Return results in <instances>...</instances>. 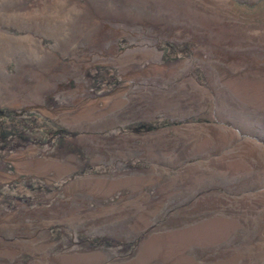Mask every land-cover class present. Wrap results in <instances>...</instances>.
I'll use <instances>...</instances> for the list:
<instances>
[{"label": "rangeland", "instance_id": "374dc122", "mask_svg": "<svg viewBox=\"0 0 264 264\" xmlns=\"http://www.w3.org/2000/svg\"><path fill=\"white\" fill-rule=\"evenodd\" d=\"M0 264H264V0H0Z\"/></svg>", "mask_w": 264, "mask_h": 264}, {"label": "bare ground", "instance_id": "6f19581e", "mask_svg": "<svg viewBox=\"0 0 264 264\" xmlns=\"http://www.w3.org/2000/svg\"><path fill=\"white\" fill-rule=\"evenodd\" d=\"M143 33H144V35H146L147 34V31L146 30H143ZM167 37H169L170 39H175V40H177V39L180 38V37H175V36H167ZM159 38H161V36L158 33H155L154 37L152 39H149V41L155 42ZM155 64H156V58H155L154 53L151 51L149 54L146 55L145 60H143V61L142 60H139L138 62H135V63L134 62H129L128 67H129V69H133L134 71H139L135 75V77L136 76L137 77H143V76H147V77L149 76L150 77L151 75L155 76L157 74V72H159V70H160ZM49 70H50V68H49ZM51 73L52 72H49L50 75L53 74V73L52 74ZM41 75H43V74H41ZM50 75H49L50 78H48V79L46 78L45 80L41 81L39 85H33L31 87L27 86V87L31 88L29 91L27 90L28 88L26 89V87H25V89L28 91L27 94H25L26 96H28V97L25 98V101L26 102L29 101L30 103L35 104V103L39 102V99H41L46 94H54L55 95L56 93H59L61 91V89H62V87H61V80L59 78H52ZM52 76H54V74ZM55 76H57V75H55ZM143 81H144V79H143ZM11 83L14 84L16 82H14V83L11 82ZM12 84L10 86L9 85L8 86L5 85L6 86L5 87L6 88L5 91H9L8 88L11 87V90H10V92L8 94L9 96H5V98L7 97V98H10L11 99L13 97L14 93H16V91L13 92V88H12L13 86H12ZM18 84H20V83H18ZM18 87H19V85H18ZM21 89H22V86H21ZM25 89H23V90H25ZM10 95H12V97H10ZM14 97H15V95H14ZM5 98H3V99H5ZM8 101H9V99H8ZM12 101H14V100H12ZM14 104H17V103H14ZM19 104H20V102H19ZM59 114H60L59 111L58 112H55L54 113V116L56 117Z\"/></svg>", "mask_w": 264, "mask_h": 264}, {"label": "crops", "instance_id": "0c3cea01", "mask_svg": "<svg viewBox=\"0 0 264 264\" xmlns=\"http://www.w3.org/2000/svg\"><path fill=\"white\" fill-rule=\"evenodd\" d=\"M13 95V94H12ZM12 95H10V97H12ZM14 95H15V97H14ZM14 95H13V97L10 99V98H8L9 99V101H8V99H7V101L8 102H10V104H11V106L12 107H14V106H19V102L21 103V101L22 102H26L25 101V98L26 97H28V96H25V94L24 95H21V93L20 92H16V93H14ZM5 96H8V94H6ZM22 96V97H21ZM7 98V97H6ZM15 98V99H14ZM12 100H14V101H12ZM14 103H17V104H14ZM27 103H29V104H33V103H30L29 101H27Z\"/></svg>", "mask_w": 264, "mask_h": 264}]
</instances>
